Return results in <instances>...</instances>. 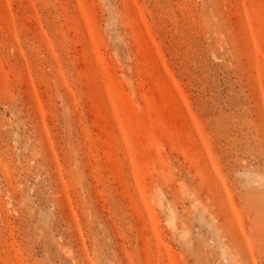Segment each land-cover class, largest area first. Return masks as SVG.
I'll return each instance as SVG.
<instances>
[{"label":"rangeland","instance_id":"rangeland-1","mask_svg":"<svg viewBox=\"0 0 264 264\" xmlns=\"http://www.w3.org/2000/svg\"><path fill=\"white\" fill-rule=\"evenodd\" d=\"M0 264H264V0H0Z\"/></svg>","mask_w":264,"mask_h":264}]
</instances>
